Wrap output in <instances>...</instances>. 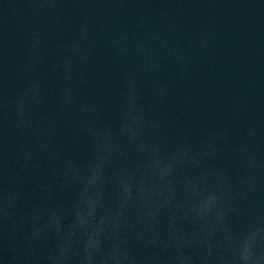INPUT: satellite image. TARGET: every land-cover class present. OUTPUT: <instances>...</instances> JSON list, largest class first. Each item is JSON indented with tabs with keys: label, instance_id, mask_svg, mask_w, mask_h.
Wrapping results in <instances>:
<instances>
[{
	"label": "water",
	"instance_id": "95a60500",
	"mask_svg": "<svg viewBox=\"0 0 264 264\" xmlns=\"http://www.w3.org/2000/svg\"><path fill=\"white\" fill-rule=\"evenodd\" d=\"M0 264H264V0H0Z\"/></svg>",
	"mask_w": 264,
	"mask_h": 264
},
{
	"label": "clouds",
	"instance_id": "9594fccd",
	"mask_svg": "<svg viewBox=\"0 0 264 264\" xmlns=\"http://www.w3.org/2000/svg\"><path fill=\"white\" fill-rule=\"evenodd\" d=\"M245 259H247V254H245Z\"/></svg>",
	"mask_w": 264,
	"mask_h": 264
}]
</instances>
